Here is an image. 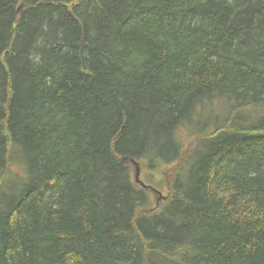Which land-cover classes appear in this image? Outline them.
<instances>
[{
	"label": "trees",
	"instance_id": "obj_1",
	"mask_svg": "<svg viewBox=\"0 0 264 264\" xmlns=\"http://www.w3.org/2000/svg\"><path fill=\"white\" fill-rule=\"evenodd\" d=\"M0 264H264V0H0Z\"/></svg>",
	"mask_w": 264,
	"mask_h": 264
},
{
	"label": "rangeland",
	"instance_id": "obj_2",
	"mask_svg": "<svg viewBox=\"0 0 264 264\" xmlns=\"http://www.w3.org/2000/svg\"><path fill=\"white\" fill-rule=\"evenodd\" d=\"M181 142L183 144V147L185 150H190V148H192V146L194 145V141H193V136L190 135L187 131H184L183 134H182V139H181ZM169 167H165L163 166V168L159 169L158 171H146L144 172V177L146 179V183L148 185H151V186H154L156 188H158L162 193L163 195L166 197L167 195L170 194V191H171V186H172V182H173V177H172V180H171V183L169 185V190L166 188V180H167V177H166V174H165V171L168 169ZM175 174V173H174ZM173 174V176H174ZM148 197L150 198L149 199V202L147 204L146 207H144L142 210H147V209H150L151 207L153 208L154 205L156 204V198L154 195H152L151 193L148 192ZM163 200H161L159 202V204L157 205V207L160 206V203L162 202Z\"/></svg>",
	"mask_w": 264,
	"mask_h": 264
},
{
	"label": "water",
	"instance_id": "obj_3",
	"mask_svg": "<svg viewBox=\"0 0 264 264\" xmlns=\"http://www.w3.org/2000/svg\"><path fill=\"white\" fill-rule=\"evenodd\" d=\"M22 8V7H20ZM133 167H134V172H135V175H134V178H135V182L143 189L147 190L148 192L152 193L155 198H156V204H159V202L161 200H166L165 196L163 195V193L156 187L154 186H151V185H148L145 181H143L141 179V175H142V169H141V166H140V163L132 160L131 161ZM178 169V166L173 168V169H169L167 172H166V177H167V180H166V188L169 190V185L171 183V180H172V177H173V174L175 173V171Z\"/></svg>",
	"mask_w": 264,
	"mask_h": 264
}]
</instances>
